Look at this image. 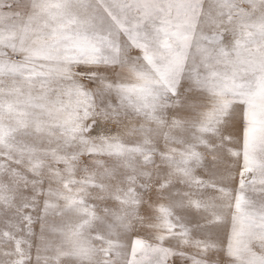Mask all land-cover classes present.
I'll list each match as a JSON object with an SVG mask.
<instances>
[{"label": "snow or ice", "instance_id": "snow-or-ice-1", "mask_svg": "<svg viewBox=\"0 0 264 264\" xmlns=\"http://www.w3.org/2000/svg\"><path fill=\"white\" fill-rule=\"evenodd\" d=\"M0 264H264V0H0Z\"/></svg>", "mask_w": 264, "mask_h": 264}]
</instances>
